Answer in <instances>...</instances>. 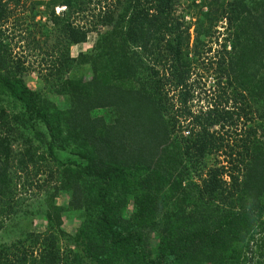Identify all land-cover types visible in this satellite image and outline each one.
Here are the masks:
<instances>
[{
	"label": "trees",
	"instance_id": "16d2710c",
	"mask_svg": "<svg viewBox=\"0 0 264 264\" xmlns=\"http://www.w3.org/2000/svg\"><path fill=\"white\" fill-rule=\"evenodd\" d=\"M10 3L0 0V233L50 183L84 218L62 250L70 236L53 208L45 232L0 243V264H264V0H190L179 15L180 0H113L96 16L91 0H31L50 44L27 43L48 58L57 102L25 81L1 29ZM216 34L215 83L196 98L193 68ZM212 155L223 162L206 169Z\"/></svg>",
	"mask_w": 264,
	"mask_h": 264
},
{
	"label": "rangeland",
	"instance_id": "374dc122",
	"mask_svg": "<svg viewBox=\"0 0 264 264\" xmlns=\"http://www.w3.org/2000/svg\"><path fill=\"white\" fill-rule=\"evenodd\" d=\"M91 1L92 4L90 5V9L92 10L95 8L92 16H96L98 14L99 7H102L106 4H111L113 0ZM98 1H100V5H97ZM189 2L190 0H180V5L176 8L178 15L182 14L184 8L187 4H189ZM8 7L10 9L11 17L1 27V29L4 32V36L7 37L13 53L18 54V56L25 60V66L28 68V72L25 75V81L27 85L32 89L37 87L36 90L43 88V95L51 98L53 102H57L56 97L49 94L56 83H49L43 80L47 72L50 71V69H47L49 66L48 58L43 61V58H45L43 51H35L32 49V44L27 43L29 40L39 41L43 46L42 49H46L45 44L49 45L50 42H44V36H42L41 33L37 31V29L44 24L50 27L51 23L47 18L36 16L34 20L31 19V0H19L18 4L13 5L10 3ZM63 11H65V7L55 8V15H60V13ZM87 16L88 17H85L82 20L83 23L88 24L91 22V14L87 13ZM185 20L187 22L189 21V19ZM223 29L224 25H218V29L216 31L222 32ZM192 31L193 28L190 29V33H192ZM30 35H32V37L31 39H28ZM221 38V35L218 36L216 34L211 40H205V48L202 56L206 60H198V64L193 68L191 82L194 83V86H197L195 93L196 98L197 96H203V92L207 91V93H209L213 89L215 83L213 76L216 66L215 62H213L211 58L217 54V51L221 50L219 47L222 43ZM97 40L98 36L96 33L90 34L85 44L72 47L71 56L77 57L79 53L87 52ZM207 51H209V53ZM102 115L103 113L100 112L97 116ZM218 162H223V157L212 155L205 160V168L207 169L213 167L217 165ZM38 178L42 180L45 178V176L42 175ZM54 184H56L55 180ZM52 185V183L47 185L46 188H44L46 190L43 189L42 191H39L38 196L36 198H32L26 207L24 206L21 213L19 214L20 217H16L11 223L7 225V229L0 233V243H10L11 241L18 239V237L22 234L24 235L29 232L35 234L45 232L48 230L47 215L49 213L52 215L58 213L53 211V208L61 207L63 208V212H59L60 227L63 232L70 236L68 243L61 241V248L62 250L65 249V247L69 249L74 248L76 242L75 239L79 232L78 228L80 226V222H83L84 217H78V215L68 211L67 205L70 200V196L66 193L57 194ZM54 220L56 224L57 220L55 218Z\"/></svg>",
	"mask_w": 264,
	"mask_h": 264
}]
</instances>
